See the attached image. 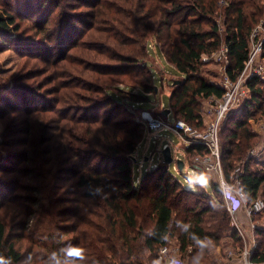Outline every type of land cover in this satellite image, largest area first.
Masks as SVG:
<instances>
[{
	"label": "trees",
	"instance_id": "trees-1",
	"mask_svg": "<svg viewBox=\"0 0 264 264\" xmlns=\"http://www.w3.org/2000/svg\"><path fill=\"white\" fill-rule=\"evenodd\" d=\"M76 1L32 5L26 17L37 26L39 50L19 45L16 9L0 8V52L22 48L29 58L53 63L51 16L65 6L88 7L79 13L88 20L61 16L62 29L74 30L62 39L74 53L57 54L68 67L0 77V90L14 98L0 94V264H167L159 252L173 240L189 264H218L211 249L225 237L241 245L218 182L207 176L213 193L189 188L164 162L135 180L134 154L146 134L138 117L158 94L148 45L155 40L182 77L170 93L174 120L204 130L197 97L220 99L224 89L198 72L208 63L203 57L226 45V73L237 80L251 35L264 22V0ZM220 10L224 29L215 19ZM38 77L35 86L24 83ZM247 86L249 97L227 115L219 135L223 170L240 180L250 204L264 200V167L251 156L260 138L251 121L264 116V80L254 75ZM185 152L192 163L207 150L195 143ZM255 236L251 260L264 264V225Z\"/></svg>",
	"mask_w": 264,
	"mask_h": 264
},
{
	"label": "rangeland",
	"instance_id": "rangeland-1",
	"mask_svg": "<svg viewBox=\"0 0 264 264\" xmlns=\"http://www.w3.org/2000/svg\"><path fill=\"white\" fill-rule=\"evenodd\" d=\"M41 2H42V0H0V8L1 7H7L9 9H14V8L16 9V11L18 13L17 14L18 19H19L21 26H22V29H23V31L20 34L22 36L21 37L22 41H21V43L19 41V43H20L19 45L23 44L24 48L27 46L33 47L35 45H38L37 48L39 50V46H41L38 43L41 40V38H40V36H38V34L36 32V28H35V27H37L36 24L34 25V22H32V20L30 18L26 17V15H28L27 13H29L30 9L31 8L33 9L32 5L37 8L38 4ZM77 4H78V2L76 0H68V2H67V5H77ZM87 9H88L87 6H79V7L65 6L64 8H61V9L57 8L55 10L54 14L51 16L52 17V20L50 21L51 23L48 24V30L49 31L52 30L54 33V37L56 38V42L52 46L55 53L58 54L59 52H62V50H64L63 48H67V49H65V52L67 51V54H68L67 57H69L72 53H74V48H70V46H67V44L65 45V43H64V45H62V39L66 38V36H69V34L73 33L74 30H72L70 32L71 27L69 26V31H68V24H67V29L65 31L62 29L63 23L61 20V16L63 14H66L67 18H69L68 14H70V18L72 21L74 19H77V18H80L83 21H85L86 19L88 20V18L87 17H80L79 13H81L82 11H87ZM41 14H43V13H40L38 15H41ZM223 14H224V12L220 10L218 12V15L215 16V19L221 25L224 22V15ZM60 26H61V28H60ZM76 26L82 27V24L78 23V24H76ZM221 27H222V29H224L225 28L224 24ZM62 30L64 32H62ZM60 31L62 33H60ZM222 32H223V30L220 31V33H222ZM260 36L261 37L264 36V32H261ZM23 39H26V40H23ZM45 41L48 43L50 42L47 39H45ZM250 42H251V38H250ZM222 46L223 45H221V47ZM148 47H149V50L151 53H149L150 56H147V58L150 60L149 66H150V69L154 75V78L157 79L156 80V86L158 88V91H157L158 94L156 97L152 96L151 101L144 104L145 105L144 109L145 110H152L155 114H157V113H162L165 109H167L169 107V105H170V93H171L172 87L174 85L173 82L177 81V80L181 81L182 77L173 72L174 71L173 66L167 60L165 55L162 53L158 43L155 40H151ZM221 47L219 48V50L221 49ZM21 49L22 48H20L18 50L11 48V49H6V50H3L2 52H0V77L10 81L17 74L21 73L22 71H26V69H30L32 67H44L45 69H48V67H51L50 70H47L48 71L47 75H52V71H53L54 67H68L67 59L61 60L62 56L57 57V54H55V56L53 57V59H55L53 63H45V62H42L43 61L42 59H40V61H37V60H34L32 58H29L28 55L24 54V52H22L23 50H21ZM43 56H45V55H43ZM206 57H209L208 58L209 60H207L208 63L205 66H203L200 70H198V72L201 73L202 75H204L205 77H207V79H209L210 81L220 83L221 78H222V72L224 71V67L226 66V62L217 58L215 54H213L212 56H206ZM255 67H260V69H259L260 73L258 74V76H260V78L264 80V48L262 50L261 56L258 59V63H257V65H255ZM162 77L164 80H162ZM41 80H42V78L38 77V78L28 80L24 83H26L28 86H31V85L35 86ZM13 86H14V84L11 83L10 87H13ZM38 87H35V88H38ZM43 93H44L43 89H39V91H37V94H43ZM0 94L5 95L12 100L14 99L13 95L10 93H5V92H2L0 90ZM197 99L202 106L204 120L207 123L213 117V110L210 108L209 109L207 108L209 101L207 102L202 97H197ZM210 102H211L210 104L213 105L215 102V98L212 99ZM162 104L164 106L159 107ZM240 107H241V105H240ZM240 107L238 105L234 108V110H236ZM166 117H167V119H165V120H168V123L170 125H172L174 123V118L168 117V116H166ZM3 123H4L3 121H0V140H2V136H3L2 135V131L4 129ZM251 123H252L253 129L257 133H259V136H260V138L258 140V144L254 148V149H256L258 154L254 155L253 157L255 159H258V161H259L258 166L259 167H264V116L263 117L257 116L256 120H252ZM146 132L150 133L147 130H146ZM150 134L152 136L150 138L149 143L151 145L152 151L147 156L150 158L151 161L157 160V156H159V155H157L158 150L162 147V143L166 142V141L170 142L172 145L173 156L174 157L175 156H179V157L181 156V153L177 152L175 150V148H173V144H178L180 142V138L175 133H173L170 130V128H168L166 132H164L163 129L159 131V134H161L163 136V138L159 139V140L154 136L153 133H150ZM145 138L148 140V138H149L148 135L145 134L144 140H145ZM143 141H142V143H143ZM135 158H137L136 164H139L141 162V159H143V156L138 157L137 153H136ZM150 160L147 162V164L150 163ZM190 162L191 161H188V163H190ZM151 164H154V163H151ZM170 170L173 174L179 176L180 180L187 187L194 188V189H196L198 187H202V188H205L208 192L213 193V188H212V185H211L209 179L207 178V176H209L207 173H205L203 171H202L203 172L202 173L201 171L196 170L195 168L189 166L188 164L186 165L185 168H183V170H180L178 168L177 162L175 160L170 164ZM231 181H234V179H231ZM67 221L72 222L73 220L68 218ZM257 223L259 225H264V216L260 220H258ZM175 245H176V243H172V242L170 244V246H175ZM238 246H240L239 243L234 245V246L228 245L227 248L226 247L225 248H226V250L227 249L231 250V249H237ZM213 249H211V256L213 259H215L213 257L214 256ZM229 250H227V251H229ZM225 253H227V252H225ZM184 260L187 261L188 259L185 258Z\"/></svg>",
	"mask_w": 264,
	"mask_h": 264
},
{
	"label": "built area",
	"instance_id": "built-area-1",
	"mask_svg": "<svg viewBox=\"0 0 264 264\" xmlns=\"http://www.w3.org/2000/svg\"><path fill=\"white\" fill-rule=\"evenodd\" d=\"M220 4L227 5L228 3L221 0ZM221 26H223V24ZM261 32H264V22L260 23L251 35L248 59L243 71L235 81H233L226 73V67L229 61L228 47L223 45L219 51L214 53L217 58L226 62L219 83L224 89V94L220 99H216L215 97L208 99L204 98L207 102L209 101L207 108L213 110V117L209 122L205 123L206 127L204 130H198L181 119L174 120V123L170 125L164 118L160 117L159 113L155 114L152 110H142L138 117L140 122L145 125L146 130L153 133L158 140L163 138V136L159 134V131L168 128L180 138V142L178 144H173V148H175L177 152H180L181 156L174 157L172 145L170 142L166 141L162 143V147L158 150L159 162H164L163 150L170 148L175 161L178 159L184 160V168L188 164L195 169L207 173L211 178L218 182L228 211L231 214L232 224L235 227L238 236L241 238V245L238 246L237 249L227 251L226 257L227 259L237 258L239 259L240 264H255L252 262L251 257L257 244L255 229L259 224L257 221L253 220V217L264 211V200L258 198L249 204L246 194L240 189V180L237 177H234L233 174L230 178L226 176L222 165L219 131L227 115L232 112L236 106L239 105L240 107V105H242L249 97L250 92L247 86L248 79L260 73V67H255V65H257L258 59L264 48V36H260ZM208 58L209 57L206 56L203 57L205 61L209 60ZM214 98L215 102L211 105L210 101ZM161 106L164 105L162 104L160 107ZM195 143L205 145L207 153L195 156L193 162L188 163L185 159V150ZM257 154L258 152L256 149L251 151V156ZM236 171H241V168L238 167ZM231 179H234V181H231ZM240 211H243L248 219L247 227L243 226V224L236 218ZM159 255L160 258L167 262V264H189L181 258L180 250L177 245H166L162 247Z\"/></svg>",
	"mask_w": 264,
	"mask_h": 264
},
{
	"label": "crops",
	"instance_id": "crops-1",
	"mask_svg": "<svg viewBox=\"0 0 264 264\" xmlns=\"http://www.w3.org/2000/svg\"><path fill=\"white\" fill-rule=\"evenodd\" d=\"M168 117H173V115H171V113H170L168 115ZM165 121L168 122V120H165ZM163 130H164V132L167 131V129H163ZM146 135H148V137H149L148 140L145 138V140L143 141V143L139 146L138 151L136 152L138 157L143 156V159H141V162L139 164H136L135 167H134V175H135V180L136 181H138L141 178L142 174L146 170L151 169V168L157 166L160 163L158 156H157V160L158 161L157 160H153V159H152L153 161H151L150 158L147 156L152 151L151 150V145L149 143L150 138H151L152 135L150 133H147V132H146ZM135 154H134V158H135ZM135 160H137V158H135ZM149 160H150V163L147 164V162ZM151 163H154V164H151ZM196 170H199V169H196ZM236 218H237L238 221H240L243 224V226L247 227V225H248V219L245 216V213L243 211H240L237 214ZM172 243H176V242L173 240ZM228 245L233 246V239H231L230 237H225L223 239L222 243L220 245L216 246L213 249V254H214L213 257L215 258V260L219 264H240V261L237 258L227 259L225 252H227V250H229V249L226 250V248H227Z\"/></svg>",
	"mask_w": 264,
	"mask_h": 264
},
{
	"label": "water",
	"instance_id": "water-1",
	"mask_svg": "<svg viewBox=\"0 0 264 264\" xmlns=\"http://www.w3.org/2000/svg\"><path fill=\"white\" fill-rule=\"evenodd\" d=\"M180 81H174L173 84L176 85L178 84ZM158 90V89H157ZM156 90V91H157ZM163 113L165 114V116H168L171 113V109L167 108L163 111ZM135 159V158H134ZM163 159H164V163L170 165L173 162V156H172V151L170 148L164 149L163 150ZM177 166L180 170H183L184 168V160L182 159H178L177 161Z\"/></svg>",
	"mask_w": 264,
	"mask_h": 264
}]
</instances>
